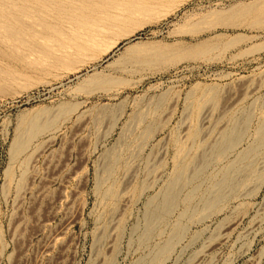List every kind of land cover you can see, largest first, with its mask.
Segmentation results:
<instances>
[{"label": "rangeland", "instance_id": "1", "mask_svg": "<svg viewBox=\"0 0 264 264\" xmlns=\"http://www.w3.org/2000/svg\"><path fill=\"white\" fill-rule=\"evenodd\" d=\"M118 2L127 9L109 43L70 67L51 66L43 26L15 36L0 27V264L151 259L183 210L141 240L147 202L176 164L232 121L253 114L255 129L264 118V0ZM204 42V55L184 56ZM136 43L170 52L127 51ZM93 75L110 82L86 86ZM35 122L48 128L31 139ZM16 136L31 141L13 157ZM254 156L260 173L216 210L184 218V236L153 264H264V154ZM227 161L216 158L209 178Z\"/></svg>", "mask_w": 264, "mask_h": 264}, {"label": "bare ground", "instance_id": "2", "mask_svg": "<svg viewBox=\"0 0 264 264\" xmlns=\"http://www.w3.org/2000/svg\"><path fill=\"white\" fill-rule=\"evenodd\" d=\"M122 5L125 3L118 0H0V27L15 36L26 35L28 31H34L36 26H43L46 31L45 37L51 38L55 43V50L49 54L51 66L70 67L86 53L98 50L102 44L109 43L108 36L119 27L123 19L119 9H127ZM49 17L54 18L55 22L48 21ZM217 17L226 18L221 13H218ZM148 46L136 43L129 46L127 51L139 53ZM211 48L210 43L204 42L186 52L184 56L198 57ZM145 50L153 51L156 57L170 52L161 45L150 46ZM109 82L110 79L107 77L93 75L85 83L86 86H106ZM66 110L63 108V111ZM106 112L107 108L101 111L102 114ZM252 121L253 114L247 115L241 121H232L233 124L228 125L220 133V139L210 149L204 150L193 160H188L186 156L176 164L173 176L162 187L161 196L152 197L147 202L145 230L141 233V240L148 243L155 235H163L161 229L171 222L180 205L183 206V210L172 224L169 238L165 243L157 245V251L153 253L151 259L143 258L136 264H153L160 260L159 258L169 253L184 236L186 232L184 218L191 217L200 206L207 211L216 210L225 198L235 196L240 187L260 173L255 164L256 160L251 158L257 154H264V118L259 120L255 129ZM47 128L48 125L45 123H33L29 131L31 139ZM199 134L200 132L196 130L189 132L188 136L192 137L195 143ZM31 139L22 140L16 136L12 143V156L16 157L24 146L28 147ZM203 142L205 139L202 137L201 143ZM246 143L247 145L240 149ZM107 155L111 160L118 159L117 154ZM231 156L235 158L230 159ZM218 157L228 161L219 169L221 176L218 177L216 174L209 178L208 172ZM9 173L10 169L7 170V174ZM157 182L158 180H155L153 186ZM205 184L209 190L206 195L200 196Z\"/></svg>", "mask_w": 264, "mask_h": 264}]
</instances>
